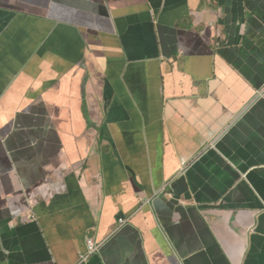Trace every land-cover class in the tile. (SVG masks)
Wrapping results in <instances>:
<instances>
[{"label": "crops", "instance_id": "obj_1", "mask_svg": "<svg viewBox=\"0 0 264 264\" xmlns=\"http://www.w3.org/2000/svg\"><path fill=\"white\" fill-rule=\"evenodd\" d=\"M0 264H264V0H0Z\"/></svg>", "mask_w": 264, "mask_h": 264}, {"label": "built area", "instance_id": "obj_2", "mask_svg": "<svg viewBox=\"0 0 264 264\" xmlns=\"http://www.w3.org/2000/svg\"><path fill=\"white\" fill-rule=\"evenodd\" d=\"M124 222L123 220H121ZM99 249V245L95 242L93 238L87 240V253L84 254L81 258L82 261L87 260L91 255L95 254Z\"/></svg>", "mask_w": 264, "mask_h": 264}]
</instances>
